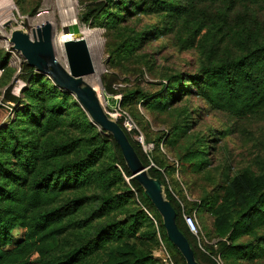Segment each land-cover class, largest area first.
I'll return each mask as SVG.
<instances>
[{
    "label": "trees",
    "instance_id": "trees-1",
    "mask_svg": "<svg viewBox=\"0 0 264 264\" xmlns=\"http://www.w3.org/2000/svg\"><path fill=\"white\" fill-rule=\"evenodd\" d=\"M239 4H264V0H100L88 5L87 14L95 17L97 25L110 29L126 26L122 24L132 14L161 17V29L133 31L120 44L127 53H134L145 38L166 33H173L182 48L197 45L202 49L204 57L195 72L166 75L153 93L127 91L121 104L131 107L141 103L166 110L194 93L211 109L236 117L264 107V30L258 28L256 18L235 11ZM8 62V53L0 49V69L8 71ZM27 67L29 74L22 76L29 83L23 91V108L0 127V264H97L92 260L101 251L106 254L99 264H153L151 251L139 249L132 239L139 233L143 235L140 239L158 245L159 232L174 262L185 264L168 240L160 215L126 167L113 137L98 131L70 93ZM107 89L111 90L109 85ZM69 113L70 125L78 134L58 141L49 138ZM116 120L143 164L149 166L150 175L164 185L177 226L196 260L215 264L197 248L183 220L180 203L164 177L169 168L166 159L157 153L152 156V151L162 150L160 145L173 139L153 140L151 160L157 164L150 166L140 143ZM166 135L163 133L164 138ZM198 148L203 149H197L192 163L188 162L192 153L183 157L194 171L209 165L207 147ZM172 166L175 170L174 163ZM227 186V207L214 210L216 227L227 238L218 242L216 249L208 248L233 260L264 257V231L258 232L264 227V173L256 178L237 174ZM130 203L136 205V211L122 219L113 217ZM203 205L208 204L194 203L190 211ZM16 228L24 232L14 241L12 231ZM243 234H249L251 240L237 241ZM118 242L122 245L109 249Z\"/></svg>",
    "mask_w": 264,
    "mask_h": 264
},
{
    "label": "rangeland",
    "instance_id": "rangeland-1",
    "mask_svg": "<svg viewBox=\"0 0 264 264\" xmlns=\"http://www.w3.org/2000/svg\"><path fill=\"white\" fill-rule=\"evenodd\" d=\"M98 1L100 0H11L10 8H0V49L9 55L8 71L0 69V127L8 124L15 117L16 111L23 108L26 100L23 91L29 85L28 80L22 77L29 74L25 58L13 49L9 41L11 31L22 28L31 36L37 25L49 21L56 32L62 33L63 26L77 22L81 30L90 32L88 41L91 44L94 72L87 75L91 83L88 82L97 90L106 112L120 120L123 127L129 129L128 132L134 140L140 143L139 139H142L143 146L151 144L154 147L153 140L159 137L163 142L165 139H173L172 143H164L163 146L160 143L162 150H147V156L153 165L157 163L154 159L151 160V151L152 156L157 153L158 157L160 155L166 159L169 168L164 177L169 190L180 203L182 213L192 215L195 221L201 243L200 248L196 242L197 248L216 264L213 257H217L219 253L211 252L208 247L212 245L216 249L217 243L227 238V234L218 231L216 227L214 211L215 208L227 207L228 202L224 198L227 185L233 176L240 173L248 178H256L264 173V107L244 117H236L211 109L194 93L184 96L166 110L145 107L141 103L131 107L123 106L122 95L127 91L156 92L160 88V81L166 75L174 72H195L204 55L197 45L182 48L173 33L162 34L158 38H145L134 53H127L120 44L133 31L140 32L149 27L161 29V17L153 13L132 14L123 22L122 25L126 26L110 29L105 25H97L95 17L87 14L88 5ZM206 5L214 6L209 2ZM235 11L242 16L256 18L258 28L264 30V4H239ZM7 21L9 24L4 25ZM108 85L111 90L107 89ZM6 97L11 100H5ZM72 115L78 118L77 114ZM71 122L69 113L49 138L58 141L77 135V131L70 125ZM186 125L189 127H185ZM165 132L167 135L164 138ZM143 146L141 145L142 149ZM199 146L207 147L204 149L209 165L203 170L194 171L193 165H187L183 157L192 153L188 160L192 163L196 153L198 154L197 149H203L198 148ZM172 163L175 164V170ZM125 179L128 180L126 177ZM200 201L201 204L208 205L190 211L194 203ZM134 211L136 205L130 203L114 213L113 217L122 219ZM259 229L258 232L264 231V227ZM23 232L24 229H14L12 239L18 240ZM159 233L158 245L149 239H140L143 235L139 233L132 242L139 249L148 248L151 251L153 264H176ZM67 238L73 240L74 237L68 235ZM250 240L249 234H243L237 241ZM121 245V242L114 243L109 249ZM105 254L106 252L101 251L92 261L99 264ZM32 258L35 261L37 256ZM220 259L222 264H264V257L233 260L220 254Z\"/></svg>",
    "mask_w": 264,
    "mask_h": 264
},
{
    "label": "water",
    "instance_id": "water-1",
    "mask_svg": "<svg viewBox=\"0 0 264 264\" xmlns=\"http://www.w3.org/2000/svg\"><path fill=\"white\" fill-rule=\"evenodd\" d=\"M9 24V21L4 25ZM61 31L71 35L64 43L67 67L56 58L53 48L54 27L45 21L32 30L31 36L22 28L11 31L9 41L13 49L19 51L27 65L37 72L47 75L53 83L74 96L90 121L106 134H110L121 150L126 167L143 189L161 217L166 236L179 251L185 264H200L185 235L176 223V212L166 197L162 182L150 175L126 133L103 107L96 89L85 79L94 72L88 41L81 34L77 22L65 25Z\"/></svg>",
    "mask_w": 264,
    "mask_h": 264
},
{
    "label": "bare ground",
    "instance_id": "bare-ground-1",
    "mask_svg": "<svg viewBox=\"0 0 264 264\" xmlns=\"http://www.w3.org/2000/svg\"><path fill=\"white\" fill-rule=\"evenodd\" d=\"M10 5H11V0H1V2H0V8L1 9L10 8ZM81 34L85 38L87 37L86 39L88 41V35H90V32H87L86 30H81ZM70 38H71V35L65 34L63 32L59 33V32H56L54 30V36H53L52 41H53V48H54L55 56H56L57 60L61 61V63H63L62 65L64 67H66V68H68V67H67V61H66V55H65V50H64L63 43L67 39H70ZM88 45H89V49H90L91 48V44H90L89 41H88ZM85 79L90 82L88 76H86Z\"/></svg>",
    "mask_w": 264,
    "mask_h": 264
},
{
    "label": "built area",
    "instance_id": "built-area-1",
    "mask_svg": "<svg viewBox=\"0 0 264 264\" xmlns=\"http://www.w3.org/2000/svg\"><path fill=\"white\" fill-rule=\"evenodd\" d=\"M125 128V127H124ZM126 129V128H125ZM127 130V129H126ZM129 130V129H128ZM127 130V131H128ZM141 145L143 146V141L142 139H139ZM146 148V149H145ZM153 148V146L151 144H144L143 146V149H144V152L147 154V150H151ZM153 165V163H150V166ZM149 166H147L148 168ZM182 216H183V220L185 222V224L187 225V227L189 228L190 232L194 235L195 239H196V242L198 244V246L201 248V243H200V236L198 234V230L195 226V221L192 217V215H187L186 213H182ZM214 258V261L216 262V264H222V261L220 259V254L217 255V257H213Z\"/></svg>",
    "mask_w": 264,
    "mask_h": 264
}]
</instances>
